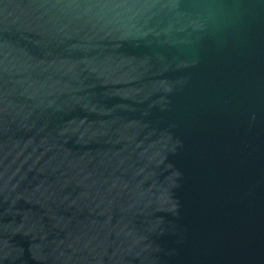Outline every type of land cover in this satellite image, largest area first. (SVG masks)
I'll use <instances>...</instances> for the list:
<instances>
[{
  "label": "water",
  "instance_id": "water-1",
  "mask_svg": "<svg viewBox=\"0 0 264 264\" xmlns=\"http://www.w3.org/2000/svg\"><path fill=\"white\" fill-rule=\"evenodd\" d=\"M0 264H264V0H0Z\"/></svg>",
  "mask_w": 264,
  "mask_h": 264
}]
</instances>
